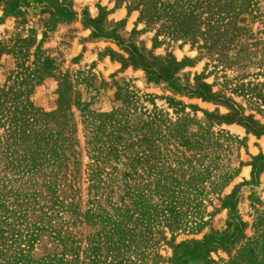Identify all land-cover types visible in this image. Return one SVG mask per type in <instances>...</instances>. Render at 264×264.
Wrapping results in <instances>:
<instances>
[{"label": "rangeland", "instance_id": "1", "mask_svg": "<svg viewBox=\"0 0 264 264\" xmlns=\"http://www.w3.org/2000/svg\"><path fill=\"white\" fill-rule=\"evenodd\" d=\"M0 264H264V0H0Z\"/></svg>", "mask_w": 264, "mask_h": 264}]
</instances>
